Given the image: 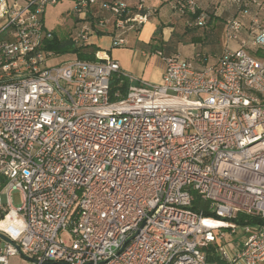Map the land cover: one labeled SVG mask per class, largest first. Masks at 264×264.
<instances>
[{"label": "built area", "instance_id": "1", "mask_svg": "<svg viewBox=\"0 0 264 264\" xmlns=\"http://www.w3.org/2000/svg\"><path fill=\"white\" fill-rule=\"evenodd\" d=\"M58 1L0 0V264H264V57L249 53L264 52V0H233L258 12L244 39L227 23L239 46L215 64L158 52L157 85L99 51L48 65L44 14ZM200 2L170 11L203 27ZM156 13L78 0L72 44L95 34L123 47Z\"/></svg>", "mask_w": 264, "mask_h": 264}, {"label": "crops", "instance_id": "2", "mask_svg": "<svg viewBox=\"0 0 264 264\" xmlns=\"http://www.w3.org/2000/svg\"><path fill=\"white\" fill-rule=\"evenodd\" d=\"M123 1L130 7H134L139 3V0ZM143 2L146 6H154L157 9V13L150 17L139 29L127 32L124 35V39L126 40L125 46L113 48L111 36L91 34L88 42L83 45L82 52L91 53L95 49H98L99 52H104L111 59L117 61L123 72L139 78V74L142 73V62L139 66V54H136V51L139 52V49L141 50V56L148 58L149 51L152 53V51L163 49L168 54H175L179 51L180 47L189 48L201 44L202 49L195 50L193 56L196 53L206 56L205 50L209 45L214 43L216 37V29L211 26L212 22L219 24L220 29L224 32L228 22L231 20L238 21L241 25L240 38L244 39L247 37L246 33L250 29L251 17L258 12L257 9L254 10L255 6L251 5L250 8L253 7L252 12L249 13L248 10L247 13H243L233 3V0H201L198 14L204 17L205 23L203 27L191 31L185 27L187 16L180 17L178 14L170 11L171 0H143ZM97 9L98 5H95L91 10L93 13H96ZM77 24V20L75 19V25L78 27ZM101 41H103V44L99 43ZM235 42L236 47L234 49L239 46L238 41ZM89 47L93 49L91 50ZM69 55L70 58L63 60L64 62L76 58L75 54L69 53ZM57 56L61 57L62 55L57 54ZM163 73L164 63H162V69H160L158 74L150 75V83L155 85L160 84Z\"/></svg>", "mask_w": 264, "mask_h": 264}, {"label": "rangeland", "instance_id": "3", "mask_svg": "<svg viewBox=\"0 0 264 264\" xmlns=\"http://www.w3.org/2000/svg\"><path fill=\"white\" fill-rule=\"evenodd\" d=\"M75 2L76 0H59L55 5L48 6L46 8L44 14V25L45 28L53 34L52 41L54 39H57L58 41H67L69 39L71 40L72 36H74V34L77 32L78 27L75 25V16L73 14V7ZM247 10H249L250 13L252 12L253 7L250 8L249 6ZM254 10H256V7H254ZM211 26L215 27L216 29V37L214 39V43L212 45H209V47L205 50V54L207 57V63L215 64L217 60L222 56V52L224 53L225 50H234V48L236 47V42L227 40L226 33L225 31L223 32V30L220 29L219 24H215V22H212ZM196 29L198 28L190 30L194 31ZM1 36L2 35H0V39ZM99 43L103 44V41ZM89 49L92 50L93 48L89 47ZM200 49H202L201 44L189 48L180 47L179 51L175 54H168L163 49H159L157 51H152V53L149 51L148 58L142 57L140 54L141 50L139 49V52L136 51V54H139V66L142 62L141 70L143 73L139 74V79L150 83V75H156L158 74L160 69H162L163 61L158 52H160L163 56L176 55L182 60H191L193 58V52ZM249 53L258 58L264 57V52L262 51L256 52L253 49H249ZM60 56L61 57L57 56L49 59L48 65H60L63 64V60L70 58L69 54H60ZM114 79L113 81H115ZM2 185L3 184L0 181V188L2 187ZM9 201L13 207H19L22 204L21 193L19 191L11 192ZM193 205L198 210H206V207H198L197 202H195ZM223 231L228 232L227 230ZM64 239H66L65 236ZM228 241L232 242L239 250H241L244 243L246 242V238L244 235L238 233L237 235L230 237ZM0 245L3 246L4 241L0 240ZM9 264H30V261L25 260L22 257L14 256L9 259Z\"/></svg>", "mask_w": 264, "mask_h": 264}, {"label": "trees", "instance_id": "4", "mask_svg": "<svg viewBox=\"0 0 264 264\" xmlns=\"http://www.w3.org/2000/svg\"><path fill=\"white\" fill-rule=\"evenodd\" d=\"M45 48L53 51L54 54H56V55L57 54H69V53H71V54H75L76 58H78V59L89 60V61L95 60L94 54L96 51H98V49H95V51L91 52V53L82 52L83 47L75 48L70 39L67 41H58L57 39H54L52 42L47 43ZM196 202L198 203V207H207L206 203H204L200 200H198ZM194 208H196V207L194 206ZM208 214L209 213H204L205 216H209Z\"/></svg>", "mask_w": 264, "mask_h": 264}, {"label": "water", "instance_id": "5", "mask_svg": "<svg viewBox=\"0 0 264 264\" xmlns=\"http://www.w3.org/2000/svg\"><path fill=\"white\" fill-rule=\"evenodd\" d=\"M0 240L4 241L5 243H9V240L2 234H0Z\"/></svg>", "mask_w": 264, "mask_h": 264}]
</instances>
